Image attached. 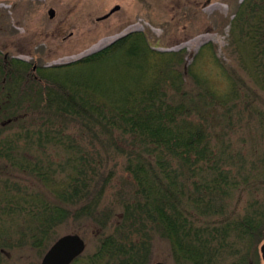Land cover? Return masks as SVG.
<instances>
[{
    "label": "trees",
    "instance_id": "1",
    "mask_svg": "<svg viewBox=\"0 0 264 264\" xmlns=\"http://www.w3.org/2000/svg\"><path fill=\"white\" fill-rule=\"evenodd\" d=\"M245 5L232 22L244 51L236 53L252 67L242 86L208 46L187 63L183 54L153 51L144 33L35 73L29 62L5 58L1 79L23 67L38 100L17 111L0 97V161L8 163L0 165V236L12 242L11 224L29 225L40 248L72 220L98 237L85 264H149L158 238L176 264H262L264 144L245 149L253 138L241 127L257 120L264 129L250 84L264 90V30L261 14ZM206 53L228 92L211 85ZM12 126L21 131L3 135ZM21 174L36 185L19 182ZM27 234L18 232L21 240Z\"/></svg>",
    "mask_w": 264,
    "mask_h": 264
},
{
    "label": "rangeland",
    "instance_id": "2",
    "mask_svg": "<svg viewBox=\"0 0 264 264\" xmlns=\"http://www.w3.org/2000/svg\"><path fill=\"white\" fill-rule=\"evenodd\" d=\"M243 4L261 14L259 24L264 30V0H0V63L8 57L29 62L33 68L66 64L99 52L127 34L144 33L153 51L183 54L187 63L208 46L204 52H216L219 64L226 66L235 79L239 78L236 82L242 86L250 81L248 74L252 67L248 61L241 62L236 53L242 52L243 47H236L233 42V34L238 37L239 32L233 31L232 22ZM116 5L121 6L119 11L98 21ZM51 8L56 11L53 19L48 15ZM202 64L211 85L220 93L228 92L227 76L210 60V53L205 54ZM15 67L12 76L23 74V67ZM12 76L4 81L1 78L5 76L0 72V97L16 104L17 111H23L38 100V87L32 86L30 72L19 81H14ZM250 84L257 89L256 106L264 110V90L260 84ZM260 127L257 120L241 127L246 139L253 138L246 142L245 149L251 151L253 143L258 147L262 145L260 142L264 144V129ZM20 129L12 126L3 135H12ZM74 130L70 129V133L77 134ZM20 142L24 144L23 139ZM19 182L36 185L32 176L26 174L24 177L21 174ZM109 202L106 200V204ZM81 223L71 220L59 225L51 238L38 248L32 244L29 225L19 227L14 222L12 242L6 241L5 235L0 236V264H41L52 244L67 234H79L85 240L86 248L80 260L73 263L85 264L96 250L98 237L88 224L81 226ZM21 230L28 233L24 240L18 236ZM154 245L151 264L156 261L176 264L168 241L158 238Z\"/></svg>",
    "mask_w": 264,
    "mask_h": 264
},
{
    "label": "water",
    "instance_id": "3",
    "mask_svg": "<svg viewBox=\"0 0 264 264\" xmlns=\"http://www.w3.org/2000/svg\"><path fill=\"white\" fill-rule=\"evenodd\" d=\"M120 6H115L108 14L98 20L108 18L112 13L119 10ZM50 18H54L56 11L51 8L48 11ZM85 240L78 234H67L60 237L44 256L41 264H71L85 249ZM262 258L264 260V242L260 247ZM155 264H167L157 262Z\"/></svg>",
    "mask_w": 264,
    "mask_h": 264
},
{
    "label": "bare ground",
    "instance_id": "4",
    "mask_svg": "<svg viewBox=\"0 0 264 264\" xmlns=\"http://www.w3.org/2000/svg\"><path fill=\"white\" fill-rule=\"evenodd\" d=\"M8 163L7 162H5L4 160L2 161H0V165L1 166H4V165H7ZM264 242V241H263ZM263 242L261 243V245L263 244ZM85 244H86V242H85ZM261 245H260V247H261ZM260 247H259V249H260ZM85 248H86V246H85ZM85 250V249H84ZM84 252V251H83ZM83 252L75 259V261L76 260H78V259H80V257L82 256V254H83ZM151 260V259H150ZM157 262H165V261H156V262H154V263H152V264H155V263H157ZM166 263V262H165ZM149 264H151V261L149 262ZM168 264V263H167Z\"/></svg>",
    "mask_w": 264,
    "mask_h": 264
},
{
    "label": "flooded vegetation",
    "instance_id": "5",
    "mask_svg": "<svg viewBox=\"0 0 264 264\" xmlns=\"http://www.w3.org/2000/svg\"><path fill=\"white\" fill-rule=\"evenodd\" d=\"M116 12H117V11H116ZM112 15H113V14H112ZM112 15H111V16H112ZM71 35H73V34L71 33L70 36H71ZM127 35H128V34H127Z\"/></svg>",
    "mask_w": 264,
    "mask_h": 264
}]
</instances>
